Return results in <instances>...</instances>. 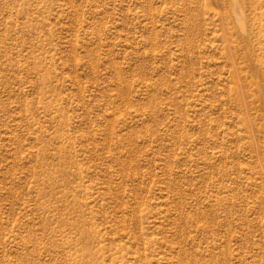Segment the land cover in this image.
I'll return each mask as SVG.
<instances>
[{
  "label": "rangeland",
  "instance_id": "rangeland-1",
  "mask_svg": "<svg viewBox=\"0 0 264 264\" xmlns=\"http://www.w3.org/2000/svg\"><path fill=\"white\" fill-rule=\"evenodd\" d=\"M0 264H264V0H0Z\"/></svg>",
  "mask_w": 264,
  "mask_h": 264
}]
</instances>
